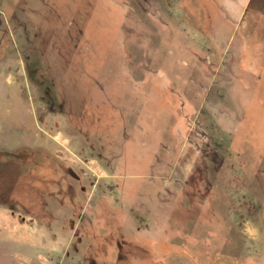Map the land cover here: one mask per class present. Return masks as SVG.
<instances>
[{"label": "rangeland", "instance_id": "obj_1", "mask_svg": "<svg viewBox=\"0 0 264 264\" xmlns=\"http://www.w3.org/2000/svg\"><path fill=\"white\" fill-rule=\"evenodd\" d=\"M261 4L0 0V264H264Z\"/></svg>", "mask_w": 264, "mask_h": 264}, {"label": "crops", "instance_id": "obj_2", "mask_svg": "<svg viewBox=\"0 0 264 264\" xmlns=\"http://www.w3.org/2000/svg\"><path fill=\"white\" fill-rule=\"evenodd\" d=\"M263 7H264V4H261V11H262V13H264ZM260 30L263 32V34H261V39H259L258 41H260L261 43H263L264 42V40H263V35H264V21H263V19L261 20V28H260ZM263 49H264V46L262 48H259L255 52L256 53H262ZM260 60H261L260 61L261 65H263V67H264V54L260 57ZM257 64H259V63H257ZM252 73L254 74V72H252Z\"/></svg>", "mask_w": 264, "mask_h": 264}, {"label": "flooded vegetation", "instance_id": "obj_3", "mask_svg": "<svg viewBox=\"0 0 264 264\" xmlns=\"http://www.w3.org/2000/svg\"><path fill=\"white\" fill-rule=\"evenodd\" d=\"M254 51H256V50H254ZM253 71H261V69L255 68V70H253Z\"/></svg>", "mask_w": 264, "mask_h": 264}]
</instances>
